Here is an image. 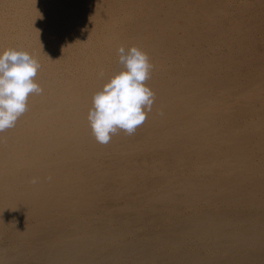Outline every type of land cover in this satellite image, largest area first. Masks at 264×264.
<instances>
[{
    "label": "bare ground",
    "instance_id": "1",
    "mask_svg": "<svg viewBox=\"0 0 264 264\" xmlns=\"http://www.w3.org/2000/svg\"><path fill=\"white\" fill-rule=\"evenodd\" d=\"M133 45L155 103L99 144ZM8 48L43 93L0 133V264H264V0H0Z\"/></svg>",
    "mask_w": 264,
    "mask_h": 264
},
{
    "label": "clouds",
    "instance_id": "2",
    "mask_svg": "<svg viewBox=\"0 0 264 264\" xmlns=\"http://www.w3.org/2000/svg\"><path fill=\"white\" fill-rule=\"evenodd\" d=\"M117 51L119 71L94 93L87 115L92 134L99 144H108L120 131L129 136L135 134L155 103V93L147 84L154 69L147 52L135 45L120 46ZM41 67L34 54L23 49L0 51V133L14 128L28 111L30 95L43 93L36 80ZM104 76L101 71L99 78ZM37 182L35 177L31 181L32 184Z\"/></svg>",
    "mask_w": 264,
    "mask_h": 264
}]
</instances>
